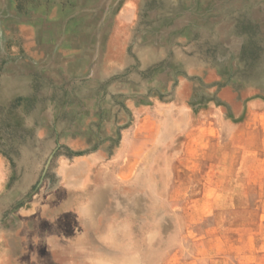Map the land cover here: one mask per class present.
Wrapping results in <instances>:
<instances>
[{
  "label": "rangeland",
  "instance_id": "1",
  "mask_svg": "<svg viewBox=\"0 0 264 264\" xmlns=\"http://www.w3.org/2000/svg\"><path fill=\"white\" fill-rule=\"evenodd\" d=\"M202 33L216 69L186 57ZM247 114L264 116V0H0V264H162L180 243L209 262L216 220V257L237 260L251 236L226 227L264 226V185H235L264 161L229 169Z\"/></svg>",
  "mask_w": 264,
  "mask_h": 264
},
{
  "label": "crops",
  "instance_id": "2",
  "mask_svg": "<svg viewBox=\"0 0 264 264\" xmlns=\"http://www.w3.org/2000/svg\"><path fill=\"white\" fill-rule=\"evenodd\" d=\"M197 19L204 22L207 19L206 13H199L196 15ZM195 31V30H194ZM201 32H204V30H201ZM191 35V34H190ZM187 36L186 42L183 44L185 45L186 50V57L187 58H194V59H203L206 62L207 59H209L208 66L214 67L215 69L218 67V57L216 51V46L212 44V40H209V37H207L206 34H197V37L194 38L192 35ZM243 43H244V35L240 36ZM194 40L195 43H191V41ZM208 42L210 45L208 46ZM193 44L192 46H187L189 44ZM194 44H198V48H201V50L198 48L194 49ZM212 44V46H211ZM209 54V55H208ZM207 55V57H206ZM134 56V54L132 55ZM131 56V57H132ZM131 57H128V60H131ZM242 57V56H241ZM243 58V57H242ZM235 59L238 60V58L229 57L227 60H229L230 64L232 65L230 67V64L225 69V71L219 73L215 70L217 74H232L233 72V65L235 62ZM114 66V72L116 73L119 71V62H115ZM149 68V67H148ZM148 68L143 70L142 72H147ZM231 69V70H230ZM119 74H116L115 76H119ZM216 83H213V85ZM231 83H227L226 86H230ZM143 119H149L148 115L143 117ZM204 122H211V120H204ZM241 122L244 123L243 130L240 131L239 134L235 135L234 138L237 140V145L240 147L239 149H236L237 154L236 155H242V159L238 161V159L233 160V167L229 168H236L238 164L242 165L243 163H252L254 167V163H259V161H264V116L260 114H247L245 117H243V120L241 119ZM57 128H56V135H59V138H68L69 139V117L63 116L60 114V116L57 118ZM124 140L126 141L128 136L125 135ZM131 138V137H130ZM256 166V165H255ZM249 168L251 166H248ZM259 169H257L258 171ZM256 171V170H253ZM241 176V175H240ZM252 175L249 173L245 174L244 176L237 178V182L235 183L238 187H260L264 185V179H255L251 177ZM205 185V183H203ZM209 185L213 186V183H209ZM188 215V214H187ZM195 215V216H194ZM193 217H203L207 214H194ZM219 214H213V218H217ZM230 215V214H228ZM237 216H241L243 214H236ZM251 216V214H250ZM191 217V215L189 216ZM253 218L258 219H264V214H252ZM218 221L211 222V225L209 227H205L202 234L208 235L206 243L202 242V246H208L209 249L214 250L213 254L209 258V262L207 260H201L200 256L195 254H185L184 252V245L181 243L174 247L175 249H169L166 251V253L163 254V260L162 264L170 263L171 259H173L175 256L178 258L179 264H264V226H259L257 229L252 230H246L244 228H230V226L226 227V234L228 236H235V235H243V236H251L245 239V241L241 244L237 243H231L233 247H237V249H242L243 251L238 250V253L241 254V257L237 260H224L222 258L216 257L217 256V250H218V239H219V230L217 228ZM188 227H184L183 231H181V234L188 232ZM243 229V230H242ZM195 233H199L196 230ZM206 235V236H207ZM256 235V240L258 239V242L254 243L253 236ZM239 241V239H238ZM255 241V240H254ZM230 245V244H229ZM177 252V253H176ZM204 261V262H203Z\"/></svg>",
  "mask_w": 264,
  "mask_h": 264
}]
</instances>
